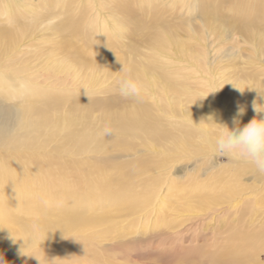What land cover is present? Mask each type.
Instances as JSON below:
<instances>
[{"label":"rangeland","instance_id":"1","mask_svg":"<svg viewBox=\"0 0 264 264\" xmlns=\"http://www.w3.org/2000/svg\"><path fill=\"white\" fill-rule=\"evenodd\" d=\"M211 1L11 0L9 11L0 0V30L13 31L0 40L5 262L45 251L56 264H264V174L213 158L210 120L231 129L238 107L241 126L264 117L253 109L264 110V0L252 21L251 0ZM248 24L263 40L241 34ZM128 65L144 88L137 116L119 92ZM39 115L74 131H46ZM84 132L102 141L82 149ZM48 222L43 238L26 229Z\"/></svg>","mask_w":264,"mask_h":264},{"label":"bare ground","instance_id":"2","mask_svg":"<svg viewBox=\"0 0 264 264\" xmlns=\"http://www.w3.org/2000/svg\"><path fill=\"white\" fill-rule=\"evenodd\" d=\"M232 1L242 2V0H214V1L210 2V4H211L210 6H215L216 7L215 9H217V8H219L221 6V4L230 3ZM257 1H259V0H251L250 3L252 5L251 4H247L245 6V8H244V10H248V15L245 17L248 20L252 21L253 19H255L254 18V14L258 12L257 9L255 8V4H256ZM18 3L19 2L17 1L15 5H18ZM7 4H8L7 5L8 10L10 11L11 7L13 6L11 0H7ZM117 7H118L117 4L112 5V8H117ZM157 22H159V21H157ZM157 22L154 24L155 27L153 28L154 33L156 31L157 36H155L154 34L152 35L153 40H151L150 45H153L154 48L159 49V48L165 47L167 42H166V37H164L161 34V32H160L162 28L158 27L160 24H158ZM239 29H240V32H241L242 35H245V36L255 35V36H258L261 40H263V37H262L261 33L259 35H258L257 32L251 33L250 30L251 29L255 30V28L253 26H251L250 24H248V26L247 25H245V26L241 25ZM10 32H11V35H10ZM105 32H106V30L103 29L102 33H105ZM165 35L166 36L168 35V37H169L168 40H170V38H173V40L176 42V46H178V47H180V45L182 46L183 44H186L187 38L184 39V40L176 39L174 34L171 31L169 33H165ZM12 37H13V31L12 30H9V31L0 30V40L1 41L5 39L7 44L9 45L10 39H11V42H12ZM146 37H149V36H146ZM148 39H150V37ZM5 40L3 42H5ZM10 46H9V48H10ZM9 48L5 47L6 52L9 50ZM101 62L103 64H107V61H106L105 58L101 59ZM91 68H93V66H91ZM135 72L137 73L139 71L136 70V68H133V67L129 66L126 69L125 76H131L132 78H135L134 77ZM140 73L143 74L146 78H148L147 74H150L149 76H151L153 79L157 80V76L154 73H152L151 71L147 70V69L141 70ZM136 101H137V99L135 100V102ZM135 102H132V103H135ZM145 110H146V108L142 104L141 100H138V102L132 108H129V112H131V114H134L136 116H137V114H140V113L144 112ZM126 111L127 110H125V112ZM123 112H121L119 116H121ZM114 118H116V117L114 116ZM37 119H40V122H42L41 125L45 126L46 131H58V130H60V131L63 132V135H65L66 137H68L71 134V132L74 131V128H73L72 124H67V126L61 127L60 125H57L53 121H52L53 122L52 123L50 120H48V117L46 115L44 117H40V115H39L37 117ZM116 119L118 120L119 118H116ZM56 125H57V128H55L53 130H50V128H52V127H54ZM128 125H130V124H128ZM83 128L84 127L82 126L81 129H83ZM130 129L131 128L129 127L126 130H122L121 129V131H127L128 132V130H130ZM87 131H89V130H87ZM0 136H2V140H3V142L1 141L2 143L0 144V146L1 145H5V141H6V139H8L7 131H5V130L0 128ZM94 137H95V135H92L90 133L84 132V133H80V135L76 136L75 139H76V142L82 144L81 148L85 149L90 144H91L92 147H95L94 144H98L99 142L102 141V139L100 140L99 138H94ZM18 141H19L18 144H22L23 141H25V143L32 145L31 140L30 141H28V140L26 141V136L22 140H18ZM25 143L23 145H25ZM3 170H5V168H2V171ZM8 176H13V174H11L10 172L9 173L8 172L7 173L3 172V174L0 175V177L2 179H5V182L8 180ZM9 182L11 183L10 180H9ZM127 186H128V184L126 183V188H127ZM1 187H4V185H1ZM128 189H130V188H128ZM0 192L2 194L4 193V191L2 189H0ZM76 194L80 197L81 202H84L86 200L85 195L83 193L76 192ZM59 199H61L60 201L62 202L61 204H59V206L64 207V195L62 197H60ZM30 201H32V203L36 202L33 198H30ZM140 206H141V204L139 202V203H134V204L130 205V208L135 210V209H138ZM67 212H73V209L71 208V206L68 207ZM62 219L64 221H66L65 216H63L61 218V220ZM52 227L53 226L51 225V223L48 222V225L42 224V225H37L36 227H32L30 229L28 227L26 229L31 233V235H34V234H37V233L40 232V234L38 236L43 238L44 234H50V232H48V231H50L52 229ZM55 228L56 227H53V229H55ZM23 231H25V230H23ZM21 234H22V232H21ZM33 239H35V238H33ZM6 264H56V262H55V260L53 258H50V256L48 255L47 252L42 251L40 254H38L37 259H34L33 261L28 260L27 258L22 259L20 261H17L16 259L8 258Z\"/></svg>","mask_w":264,"mask_h":264},{"label":"clouds","instance_id":"3","mask_svg":"<svg viewBox=\"0 0 264 264\" xmlns=\"http://www.w3.org/2000/svg\"><path fill=\"white\" fill-rule=\"evenodd\" d=\"M119 92L126 98L139 100L142 98L143 87L135 78L125 76L119 81ZM253 109L258 114L264 113V110L258 109L255 103ZM244 111L243 107H238L231 129L226 124L215 123L210 117L211 123L219 126L214 140L211 141L213 158L223 157L244 161L264 174V117L253 118L241 126L238 117L242 116ZM103 134L110 136L112 130L105 127ZM0 264H6L2 257H0Z\"/></svg>","mask_w":264,"mask_h":264}]
</instances>
